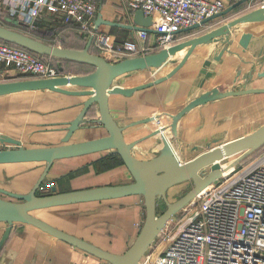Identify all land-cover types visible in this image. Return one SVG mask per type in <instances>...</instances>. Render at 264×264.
<instances>
[{
	"label": "crops",
	"instance_id": "1",
	"mask_svg": "<svg viewBox=\"0 0 264 264\" xmlns=\"http://www.w3.org/2000/svg\"><path fill=\"white\" fill-rule=\"evenodd\" d=\"M251 0L241 5L233 18L259 8ZM98 10L94 23L98 31L114 36L116 42L126 40L132 31L124 28L132 24L121 7L120 0H98ZM231 15L229 17H231ZM229 17L219 20L218 25L230 21ZM232 18V19H233ZM50 17L44 16V27L50 23ZM214 23V24H215ZM213 24V25H214ZM217 25V26H218ZM211 26V24H209ZM207 27V26H206ZM216 27V26H215ZM251 34L248 47L243 49L238 41L244 34ZM79 49L84 46L78 38ZM223 47L204 46L196 49L199 60L197 68L188 63L171 79L151 88L135 92L127 98L121 95L109 96V110L118 126L161 114H175L190 99L201 92L219 88L231 90L241 85L247 88H264V78L257 74L264 72V22L247 23L237 26L231 44L223 53L220 62H212L208 69L212 75L205 78L200 75L204 60L212 58ZM184 52L181 55L183 56ZM80 72L65 75H85L88 68H75ZM172 68L137 72L115 85L130 89L152 82L168 74ZM252 77L246 81L249 74ZM17 73L11 66L0 65V83L11 82ZM12 78V79H10ZM122 79V78H121ZM201 80L203 85L200 87ZM70 90H76L74 88ZM48 98V108L37 110L26 117L28 130L21 135L5 134L19 140L24 147L38 148L61 144L65 135L63 124L72 121L81 110L85 98L65 96L47 91L40 92ZM96 109L88 117H98ZM264 118V94L232 97L209 103L189 112L178 123L177 140L172 141L173 150L181 162L191 160L198 154L216 145H221L238 137L247 135L252 126ZM170 120L163 117L160 122L129 128L124 131L127 143L137 141L167 126ZM88 125L78 130L71 143L94 140L106 136L102 128L90 129ZM94 126V125H93ZM165 134L170 137L168 131ZM162 147L160 136H155L136 145L132 151L139 160L151 159ZM44 164H8L0 165V188L13 193L26 194L30 191ZM45 181L53 182L57 193L86 190L104 186L129 184L132 179L123 166L121 159L111 153H100L64 159L54 162ZM0 198L6 199L4 196ZM38 219L51 226L93 244L113 254H122L135 239L142 224L143 209L139 197H126L118 200L77 204L56 207L32 213ZM5 225L0 224V236ZM0 264H107L68 244L60 242L39 230L27 225H14L9 239L0 252Z\"/></svg>",
	"mask_w": 264,
	"mask_h": 264
},
{
	"label": "water",
	"instance_id": "2",
	"mask_svg": "<svg viewBox=\"0 0 264 264\" xmlns=\"http://www.w3.org/2000/svg\"><path fill=\"white\" fill-rule=\"evenodd\" d=\"M250 0H242L224 10L222 13L206 19L201 24L184 29L180 34L192 32L226 18L235 9ZM264 22V4L259 8L249 11L239 17L233 18L225 24L218 25L199 36L187 38L177 42L167 49L159 50L145 56L129 57L115 62L108 61L100 54H92L90 47L92 37L80 50L53 46L40 41L30 34L23 33L0 25V41L22 48L40 58H48L59 62L85 65L91 72L85 75H65L58 68L62 76L53 79H28L0 83V97L19 94L47 91L71 97L85 98L81 110L70 122L63 124L65 135L61 144L38 148L24 147L19 140L5 134H0V165L8 164H44L40 176L26 194L13 193L0 188V224L5 228L0 236V252L9 239L14 225H27L54 238L60 242L84 252L107 264H140L149 249L159 238L167 224L186 208L200 193L216 183L223 172L244 163L251 156L264 148V124L253 132L216 145L188 160L181 162L173 150L172 141L177 140L178 123L192 110L232 97L264 94V88H247L246 84L231 90L213 88L201 92L190 99L175 114H161L148 117L128 124L118 126L109 110V96L121 95L131 97L132 94L171 79L181 68L190 63L195 64L198 47L212 46L223 47V50L210 59L203 61L200 75L211 77L208 69L212 62H220L237 26L247 23ZM152 19L145 17L141 11L133 14L132 24L124 28L130 31L147 30ZM98 28V25H96ZM151 32V31H150ZM153 33V32H152ZM251 34L244 33L238 44L246 49L251 39ZM183 56L176 60L180 54ZM174 64L172 70L163 77L144 85L126 89L117 84L121 78L130 77L137 72L159 70L167 65ZM199 64V63H198ZM252 73L249 74V80ZM264 78V72L257 74ZM201 80L200 87L203 85ZM76 90H70V89ZM98 115L95 119L88 117L94 110ZM166 117L170 120L167 126H160L155 131L137 141L127 143L123 133L129 128L160 122ZM91 125L90 129L102 128L106 136L94 140L71 143V138L80 129ZM94 125V126H93ZM168 131L170 137L165 132ZM160 136L162 147L158 154L151 159L139 160L132 151L136 145L145 140ZM111 153L118 156L123 166L129 172L132 181L126 185L104 186L86 190L57 193L56 187L50 192H44L42 187L54 162L64 159L77 158L86 155ZM233 159L228 164H223L228 159ZM192 183V188L174 202L167 199L168 192L176 186ZM139 197L143 209L142 224L130 246L122 254H113L105 251L82 239L67 234L50 224L38 219L32 213L56 207L71 206L84 203L118 200L126 197ZM162 202L165 210L159 213L158 203Z\"/></svg>",
	"mask_w": 264,
	"mask_h": 264
},
{
	"label": "built area",
	"instance_id": "3",
	"mask_svg": "<svg viewBox=\"0 0 264 264\" xmlns=\"http://www.w3.org/2000/svg\"><path fill=\"white\" fill-rule=\"evenodd\" d=\"M1 1L9 15L28 29H34L44 16L52 21L60 15L63 23L77 26L85 40L92 37L100 55L115 62L167 49L179 42L176 38L182 30L242 0H120L128 18L141 11L152 19L149 31H132L120 43L96 28L98 0ZM254 3L260 7L264 0ZM0 65L32 79L62 76L27 51L1 42ZM54 186L45 181L42 189L50 192ZM187 207L181 218L167 224L157 252H148L140 264H264V149L251 161L223 172Z\"/></svg>",
	"mask_w": 264,
	"mask_h": 264
},
{
	"label": "rangeland",
	"instance_id": "4",
	"mask_svg": "<svg viewBox=\"0 0 264 264\" xmlns=\"http://www.w3.org/2000/svg\"><path fill=\"white\" fill-rule=\"evenodd\" d=\"M0 11L8 13V11L6 10V5L3 3V1L0 2ZM230 18L231 19L233 18L232 15L231 17H229V19ZM214 23H210L211 26L208 25L207 27L203 28L202 30L198 32L194 31L188 34L184 33L183 35H179L176 38L177 39L176 41L181 42L187 38H191L193 36H199L201 34H204L205 32L217 26L219 21L218 23H215V24ZM57 41L59 43L57 44V46H60L63 48H70L73 46H77L78 45L77 42L79 40L76 36H73V35H64V36L62 35L58 37ZM208 47H211V46H208ZM180 58H181V55H179L178 57L174 59L179 60ZM45 60L52 65H56V64L61 65L64 68V71L70 74H72V72L74 71H75L74 73L80 72L78 69H75V68H82L79 65H74L72 63H63V62H59V61H55L51 59H45ZM198 63H199V60L196 58L195 64L193 66L191 65V68H197ZM174 66H175L174 64H170V65H167L165 68H173ZM28 79L30 78L29 77L24 78V77H21L20 75H16L13 80L22 81V80H28ZM123 79L124 78L118 80L117 82H120ZM40 92L19 93V94L0 97V134L10 133V134H15V135H21L22 133L24 134L29 129L25 121L26 117L30 115L32 112H36L37 110L45 111L49 106L47 104L48 102L47 98L49 95H47V98L46 97L43 98L42 97L43 95L41 96ZM263 124H264V118H262L259 122H256L252 126L250 131H247L244 133L249 134ZM258 154H254L253 156H251L247 162L254 159ZM232 160H233L232 158L228 159L224 161L223 164H228ZM192 186H193L192 183H185V184L174 187L168 192V196H167L168 201L174 202L178 200L185 193H187L192 188ZM158 207H159V213L165 210V206L161 201L158 203ZM187 211H188V207L184 208L181 212H179L176 216H174V218L168 224L170 225L171 222L173 223L174 220H178L179 218H181ZM160 241H161V238H158L156 242L153 244V246L149 249L150 254L157 252L158 248H160V244H161Z\"/></svg>",
	"mask_w": 264,
	"mask_h": 264
},
{
	"label": "trees",
	"instance_id": "5",
	"mask_svg": "<svg viewBox=\"0 0 264 264\" xmlns=\"http://www.w3.org/2000/svg\"><path fill=\"white\" fill-rule=\"evenodd\" d=\"M237 9H235L234 12H236ZM230 15H228L227 17H229ZM0 25H3L5 27L11 28V29H16V30L21 31L23 33L30 34L31 36L37 38L38 40L46 42V43L51 44L53 46H57V44H59L57 40H58V37H60L62 35L63 36L64 35L76 36L77 38H81L83 40L84 45L86 44V40L84 39V37L80 33L79 28L77 26L73 25V24H65V23H63V20H62L60 15L55 16L52 19V21L50 23H48V26H46V27H44L43 23L39 22L34 29H28V27L26 25H24L23 23L17 21L15 18L11 17L9 15V13L0 11ZM203 28H205V27H203ZM203 28L195 30V32H198V31L202 30ZM192 32H194V31H192ZM188 33H191V32H188ZM183 34H180V35H183ZM0 42L4 43L2 41H0ZM7 45H10V44H7ZM10 46H13V45H10ZM13 47H16V46H13ZM83 47L84 46H82V48ZM16 48H19V47H16ZM82 48H79L77 50H80ZM19 49H22V48H19ZM70 49H74V48L70 47ZM22 50H24V49H22ZM24 51H26V50H24ZM158 51L159 50H156V51H154L152 53H155V52H158ZM90 52L92 54H99V50L95 47L93 42H92V45L90 47ZM28 53H30V52H28ZM30 54H32V53H30ZM32 55L35 56L36 58H38L43 63H45V64H47L49 66H52V67L56 68L57 70H58V68H61L62 69V74L66 73L64 71V68L61 65H59V64L52 65V64L48 63L45 60V59H48V58H46V57L45 58H40V57H38L35 54H32ZM125 58H129V57H124L123 59H125ZM63 63H69V62H63ZM74 65H79V64H74ZM79 66L82 67V68H88L89 70H91V68L88 67V66H85V65H79ZM20 76L24 77V78L29 77L30 79H32L28 75H20ZM259 152H257L256 154H258ZM247 161L248 160H246L244 163H246Z\"/></svg>",
	"mask_w": 264,
	"mask_h": 264
}]
</instances>
